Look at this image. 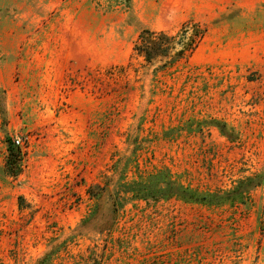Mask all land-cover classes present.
I'll return each instance as SVG.
<instances>
[{
	"label": "rangeland",
	"instance_id": "obj_1",
	"mask_svg": "<svg viewBox=\"0 0 264 264\" xmlns=\"http://www.w3.org/2000/svg\"><path fill=\"white\" fill-rule=\"evenodd\" d=\"M0 264H264V0H0Z\"/></svg>",
	"mask_w": 264,
	"mask_h": 264
},
{
	"label": "trees",
	"instance_id": "obj_2",
	"mask_svg": "<svg viewBox=\"0 0 264 264\" xmlns=\"http://www.w3.org/2000/svg\"><path fill=\"white\" fill-rule=\"evenodd\" d=\"M193 28V29H192ZM192 29L191 35L187 38L186 31ZM205 30H203L197 23H186L175 35H169L163 31H152L150 29H144L139 34L137 43L134 45V52L143 57L146 63L154 64L156 59H161L162 67L175 64L182 58L188 56L189 52L196 47L199 40L204 36ZM9 155L7 163L13 174L17 175L19 172L20 164V149L14 144L10 143L8 147ZM162 178V177H161ZM159 179V177L153 176V180ZM164 178H162L163 180ZM161 185L159 190L166 192L168 195H182L184 193L194 196V199L202 200L206 202L224 201L226 195L207 193L204 195H198L196 192H191L187 188L181 186L179 183L171 180V178H165L167 181H160ZM184 196V195H183Z\"/></svg>",
	"mask_w": 264,
	"mask_h": 264
},
{
	"label": "built area",
	"instance_id": "obj_3",
	"mask_svg": "<svg viewBox=\"0 0 264 264\" xmlns=\"http://www.w3.org/2000/svg\"><path fill=\"white\" fill-rule=\"evenodd\" d=\"M17 143H19V141H17Z\"/></svg>",
	"mask_w": 264,
	"mask_h": 264
}]
</instances>
